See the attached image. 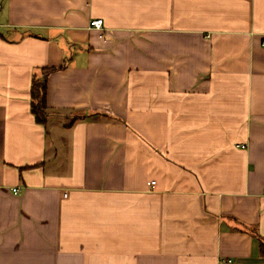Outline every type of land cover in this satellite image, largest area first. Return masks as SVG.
<instances>
[{"label":"crops","instance_id":"obj_1","mask_svg":"<svg viewBox=\"0 0 264 264\" xmlns=\"http://www.w3.org/2000/svg\"><path fill=\"white\" fill-rule=\"evenodd\" d=\"M262 242L264 0H0V264H264Z\"/></svg>","mask_w":264,"mask_h":264},{"label":"trees","instance_id":"obj_2","mask_svg":"<svg viewBox=\"0 0 264 264\" xmlns=\"http://www.w3.org/2000/svg\"><path fill=\"white\" fill-rule=\"evenodd\" d=\"M53 70H45L44 78L35 79L32 87V113L37 123L47 125L49 119V108L47 104V83L48 75ZM81 118L75 119V122ZM261 255L264 257V242L261 243Z\"/></svg>","mask_w":264,"mask_h":264},{"label":"built area","instance_id":"obj_3","mask_svg":"<svg viewBox=\"0 0 264 264\" xmlns=\"http://www.w3.org/2000/svg\"><path fill=\"white\" fill-rule=\"evenodd\" d=\"M91 28L98 30V31H103L104 30V21L103 20L91 21ZM14 192L17 193L18 190H14Z\"/></svg>","mask_w":264,"mask_h":264}]
</instances>
